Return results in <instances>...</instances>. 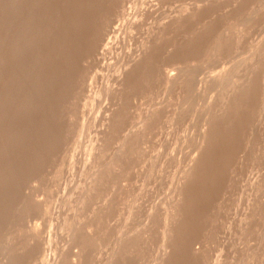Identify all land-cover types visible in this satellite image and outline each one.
<instances>
[{
	"label": "rangeland",
	"instance_id": "374dc122",
	"mask_svg": "<svg viewBox=\"0 0 264 264\" xmlns=\"http://www.w3.org/2000/svg\"><path fill=\"white\" fill-rule=\"evenodd\" d=\"M0 58V264H264V0H0Z\"/></svg>",
	"mask_w": 264,
	"mask_h": 264
},
{
	"label": "bare ground",
	"instance_id": "6f19581e",
	"mask_svg": "<svg viewBox=\"0 0 264 264\" xmlns=\"http://www.w3.org/2000/svg\"><path fill=\"white\" fill-rule=\"evenodd\" d=\"M177 6V5H176ZM193 12V11H192ZM175 15V14H174ZM169 16V15H168ZM179 16V15H178ZM116 17V16H115ZM165 19V18H164ZM183 19V18H182ZM2 25V24H1ZM3 44V43H2ZM14 44H15V42H14ZM5 50V49H4ZM1 59V58H0ZM134 61V60H133ZM125 65V64H124ZM173 65V64H172ZM168 71V70H167ZM171 71V70H170ZM13 73V72H12ZM16 73V72H15ZM21 73V72H20ZM14 74V73H13ZM214 75V74H213ZM228 75H229V73H228ZM171 76H173L172 74L170 75L169 73H168V79H171ZM179 76V75H178ZM229 77V76H228ZM227 77V78H228ZM19 78V77H18ZM173 78V77H172ZM177 78V77H176ZM223 78V77H222ZM230 78V77H229ZM13 79V78H12ZM180 79V78H179ZM213 79V78H212ZM177 80V79H176ZM172 81V80H171ZM165 82V81H164ZM174 83V82H173ZM168 84H169V82H168ZM225 85V84H224ZM231 86V85H230ZM228 87V86H227ZM203 88V87H202ZM217 88V87H216ZM229 89V88H228ZM215 90V89H214ZM197 93V92H196ZM222 98V97H221ZM220 98V99H221ZM212 104V103H211ZM209 108V107H208ZM212 108V107H211ZM264 119V118H263ZM207 121V120H206ZM190 126V125H189ZM205 127H206V125H205ZM204 128V127H203ZM188 130V129H187ZM263 130V129H262ZM188 135V134H187ZM203 138V137H202ZM191 139V138H190ZM196 153V152H195ZM259 190V189H258ZM261 190V189H260ZM264 196V195H263ZM172 200V199H171ZM176 208V207H175ZM167 220H168V218H167ZM261 221V220H260ZM259 223V222H258ZM19 224V223H18ZM169 225V224H168ZM171 225V224H170ZM167 226V225H166ZM25 227V226H24ZM260 227V226H259ZM259 229V228H258ZM163 231V230H162ZM166 233H167V231H166ZM261 233V232H260ZM259 234V233H258ZM4 235V234H3ZM262 235V234H261ZM185 238V237H184ZM119 239V238H118ZM167 239V238H166ZM197 239V238H196ZM204 240V239H203ZM260 241V240H259ZM119 242V241H118ZM165 244V243H164ZM190 244V243H189ZM118 245H119V243H118ZM165 245H167V244H165ZM5 247V246H4ZM261 247V246H260ZM196 248V247H195ZM255 250V249H254ZM262 250V249H261ZM162 252H163V249H162ZM164 252H165V250H164ZM261 253V252H260ZM164 254V253H163ZM256 254H257V252H256ZM262 255H264V254H262ZM23 257V256H22ZM256 257V256H255ZM4 259V258H3ZM163 259V258H162ZM262 259V258H261ZM5 260V259H4ZM259 261H260V259H259ZM263 262V261H262ZM17 264V263H16ZM20 264V263H19Z\"/></svg>",
	"mask_w": 264,
	"mask_h": 264
}]
</instances>
